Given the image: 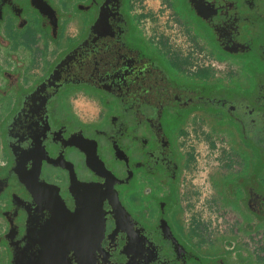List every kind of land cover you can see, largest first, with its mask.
Listing matches in <instances>:
<instances>
[{"label":"flooded vegetation","instance_id":"af4514ba","mask_svg":"<svg viewBox=\"0 0 264 264\" xmlns=\"http://www.w3.org/2000/svg\"><path fill=\"white\" fill-rule=\"evenodd\" d=\"M132 2L0 0V45L8 56L5 64L0 60L6 155L0 196L7 201L0 239L10 264L33 263L48 243L64 238L69 228L62 231L52 221L58 213L69 219L84 197L104 221L100 237L87 242L90 264H228L221 246L203 248L183 231L178 216L175 185L184 163L178 137L195 113L233 127L229 131L241 136L240 156H254L248 175L232 182L242 202L234 201V210L241 224L243 206L252 215L250 234L264 221V177H257L264 169V0H177L176 9L205 39L211 56L229 66L215 81L203 68L188 72L178 56L149 40ZM4 21L6 32L14 21L24 41L41 39L38 68L36 62L26 65L17 43L1 35ZM68 23L74 31L64 32ZM50 43L57 50L46 58ZM78 88L102 103L95 121L64 111ZM145 197L148 204L133 207ZM82 228L68 231L64 264H84L72 247L83 244Z\"/></svg>","mask_w":264,"mask_h":264},{"label":"rangeland","instance_id":"374dc122","mask_svg":"<svg viewBox=\"0 0 264 264\" xmlns=\"http://www.w3.org/2000/svg\"><path fill=\"white\" fill-rule=\"evenodd\" d=\"M175 4L177 0H133L131 12L138 16L139 30L165 54L178 56L185 70L192 72L203 68L207 70L211 80H218L229 66L217 62L211 56L205 39L195 31L183 13L176 9ZM74 28L73 24L68 23L64 32H72ZM56 50L50 43L45 57L52 58ZM41 61L39 59L36 62V68L41 65ZM67 98V109L64 111L82 122L95 121L103 108L96 96H91L81 88L70 91ZM182 126L185 133L178 140L184 163L175 186L179 194L178 216L183 231L192 232L193 239L201 240L203 248L210 242L221 246L222 251L226 252L228 264H264V221L260 220L259 229H254L253 234H250L252 215L242 205L246 219L241 224L237 211L234 210V201L239 205L242 202L234 197L235 184L232 185V182L243 174L244 177L248 175L247 163L254 156L250 153L247 159L240 156L236 146L241 144V136L234 131L231 133V126L226 125V122L220 124L195 113V116L189 115ZM5 160L0 137V164ZM257 177H264V169ZM143 187L142 183L137 185L140 190ZM261 188L260 191L264 193L263 184ZM219 192H223L224 196L221 197ZM148 202L149 199L145 197L135 202L133 207L141 208ZM6 206L5 197L0 196V238L6 229L5 218L1 213ZM236 225H240L241 230L235 228ZM9 262L10 254L6 244L0 239V264H10Z\"/></svg>","mask_w":264,"mask_h":264},{"label":"water","instance_id":"95a60500","mask_svg":"<svg viewBox=\"0 0 264 264\" xmlns=\"http://www.w3.org/2000/svg\"><path fill=\"white\" fill-rule=\"evenodd\" d=\"M85 197L83 198V205L80 206L82 208L78 209L76 208V211L73 212L72 215H69V219L64 215H61L60 213L59 216L55 217L52 221V225L55 228H61V230H66L69 228L67 231L62 232V236L64 235L65 237L69 238V235H71V231H75L74 228L75 226H82V230L79 231V234L83 236V244L79 245V247L75 248V246H72L74 249H77L80 254L82 255V261L84 264H90V257L93 256L91 254V246L88 245V241H91L93 239V236L96 234L100 235L102 234V230L104 227V221L100 217V214L97 212L96 213V207L92 204L84 205ZM60 210V208L55 207L54 210ZM65 218L68 219V221H65ZM55 225V226H54ZM63 226H66L65 229ZM99 228V230L96 232L93 228ZM54 228V229H55ZM94 230V231H93ZM54 231V230H53ZM65 237L63 238H55L51 243H48V246L46 245L42 249V253L36 261L33 263L29 260L25 261L24 263L20 264H64L66 263L67 259H64L66 257V251L70 249V246L67 245V249L65 247ZM96 237V236H95ZM64 239V240H63ZM95 239V238H94ZM99 238H96V241H98ZM69 240V239H68ZM62 241V242H60ZM98 247H96L97 249ZM101 248L99 247V251ZM94 250V249H93ZM95 252V251H94ZM95 254V253H94ZM95 256V255H94Z\"/></svg>","mask_w":264,"mask_h":264},{"label":"crops","instance_id":"0c3cea01","mask_svg":"<svg viewBox=\"0 0 264 264\" xmlns=\"http://www.w3.org/2000/svg\"><path fill=\"white\" fill-rule=\"evenodd\" d=\"M11 24H8V30L6 32L5 30V26L4 22H2V30H1V35H3V37H5L8 40L11 41H15L17 43L16 49H17V53L18 55L25 60L26 65L31 64V63H35L38 62L39 59H42V53H38L39 48H40V44H41V39H35L34 41L31 40H25L22 39L21 34L23 33V30H16L15 28V22L12 21L10 22ZM40 32V30H35V33ZM12 34V35H11ZM28 42L25 43V45H23V42ZM36 43V45L34 43ZM31 52L32 54H34V60H30L31 59ZM8 58L6 51H4V48L0 45V60L3 61V63L5 64L6 59ZM33 70L31 69L30 71H28V74H32Z\"/></svg>","mask_w":264,"mask_h":264},{"label":"trees","instance_id":"16d2710c","mask_svg":"<svg viewBox=\"0 0 264 264\" xmlns=\"http://www.w3.org/2000/svg\"><path fill=\"white\" fill-rule=\"evenodd\" d=\"M260 171L262 170V168L259 169Z\"/></svg>","mask_w":264,"mask_h":264}]
</instances>
